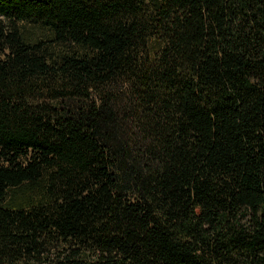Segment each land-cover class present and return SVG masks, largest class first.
<instances>
[{"label":"trees","instance_id":"16d2710c","mask_svg":"<svg viewBox=\"0 0 264 264\" xmlns=\"http://www.w3.org/2000/svg\"><path fill=\"white\" fill-rule=\"evenodd\" d=\"M0 264H264V0H0Z\"/></svg>","mask_w":264,"mask_h":264}]
</instances>
